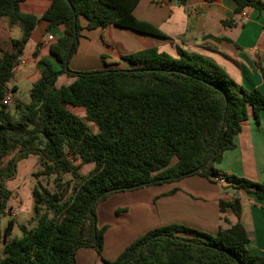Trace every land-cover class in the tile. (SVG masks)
<instances>
[{
  "label": "trees",
  "instance_id": "obj_1",
  "mask_svg": "<svg viewBox=\"0 0 264 264\" xmlns=\"http://www.w3.org/2000/svg\"><path fill=\"white\" fill-rule=\"evenodd\" d=\"M26 1L0 0V19L22 32L12 41V52H0V219L11 198L6 182L14 177L18 159L35 155L42 166L37 178L55 176V191L41 182L33 189L30 226H20L21 237L10 240L15 225L10 220L0 264H77L82 248L94 249L105 264H264L263 256L247 249L249 239L241 225L215 236L183 225L161 227L133 242L115 262L104 260L108 227H99L97 208L113 194L197 175L224 179L230 188L264 199V181L255 183L216 169L224 153L235 148V138L251 112L260 124L264 97L257 90L247 91L212 58L180 48L177 57L149 48L123 57L127 68L111 65L73 72L69 63L86 32L114 25L167 37L134 16L140 0H49L51 8L41 18L22 11ZM232 1L236 14L247 8L264 11L259 0ZM41 21L50 28H64L50 47L60 70L51 59L40 60L41 77L25 103L14 97L18 89L9 84ZM61 75L74 82L58 88ZM9 92L18 117L2 104ZM74 109L83 110L85 117ZM78 162L94 168L81 174ZM65 175L71 180L64 182ZM219 206L238 213L241 203L220 200Z\"/></svg>",
  "mask_w": 264,
  "mask_h": 264
},
{
  "label": "crops",
  "instance_id": "obj_2",
  "mask_svg": "<svg viewBox=\"0 0 264 264\" xmlns=\"http://www.w3.org/2000/svg\"><path fill=\"white\" fill-rule=\"evenodd\" d=\"M51 5L49 0H27L21 7L24 13L41 18ZM236 8L232 0L213 3L185 0L184 4L177 0H140L134 16L154 26L167 39L142 35L114 25L86 32L69 63L70 69L73 72L95 71L111 65L127 68L129 64L123 57L133 53L157 48L177 57V49L180 48L212 58L247 91L257 90L264 97V11L245 9L248 21L242 25L241 13L236 14ZM226 21H232V26L225 27L223 23ZM16 29L19 28L9 27L6 18L0 19V43L9 46L8 52L13 51ZM63 33V26L50 28L46 21L37 26L28 43L33 42L32 52L27 56L25 49L23 55L30 70L25 78L32 87L43 71L40 60L51 59L55 68L60 70V64L50 55V47ZM21 36L20 30L18 39ZM48 37H53V40L49 41ZM37 46L38 57L35 58ZM1 51L5 50L0 48ZM73 82L74 78L61 75L57 87L69 86ZM13 87L19 91L17 84L9 86L10 89ZM14 97L19 99L16 94ZM73 112L76 113L75 109ZM216 169L255 183L264 181V110L260 114L259 125L250 113L242 132L235 138V148L224 153ZM233 199L240 200L238 213L232 208L221 210L220 200ZM97 218L99 227H108L103 249V258L108 262H114L127 247L148 232L175 224L214 236L220 230L241 225L249 239L247 249L264 257V199L197 175L176 183L113 194L98 206ZM76 262L105 264L92 248L78 250Z\"/></svg>",
  "mask_w": 264,
  "mask_h": 264
},
{
  "label": "rangeland",
  "instance_id": "obj_3",
  "mask_svg": "<svg viewBox=\"0 0 264 264\" xmlns=\"http://www.w3.org/2000/svg\"><path fill=\"white\" fill-rule=\"evenodd\" d=\"M19 34L20 30L16 29L14 31V38L18 39ZM32 43L26 47L27 56H29V54L32 52ZM0 48L5 51H9V46L6 43H0ZM29 71L30 70H28L27 65L20 66L16 71L15 77L9 84L10 87L14 86L15 84L19 86V91H17L15 94L19 99L24 101L30 100V91L32 89V84L25 78ZM10 111L12 114H14L15 117H18V113L14 109V102L10 105ZM75 112L79 114V116L83 118L85 117V114L82 110H75ZM89 125L94 133L98 132L97 128L92 123H89ZM10 158H8L7 161ZM77 164H80V172L84 175H87L94 168L92 164L81 165L80 162H78ZM15 170L16 171L14 177L6 182V189L11 192V198L7 202L4 214L0 219V258L3 256L5 230L10 220H14L15 222L11 235H9L10 240H13L16 237H21L22 233L20 230V226H30L29 221L34 213L33 189L38 185L39 182H41L43 186L47 187L52 192L55 191V176H41L37 178L36 175L40 171H42V166L40 165L39 160L35 155L29 154L24 158L18 159ZM71 178L72 176L65 175L63 177V181H70ZM15 210H18L19 214L16 217H12V212Z\"/></svg>",
  "mask_w": 264,
  "mask_h": 264
},
{
  "label": "built area",
  "instance_id": "obj_4",
  "mask_svg": "<svg viewBox=\"0 0 264 264\" xmlns=\"http://www.w3.org/2000/svg\"><path fill=\"white\" fill-rule=\"evenodd\" d=\"M248 21V14L247 11L244 10L241 14H240V24L244 25L246 24ZM48 40L51 41L53 40V37H48ZM27 63V61L25 59H21L20 60V66L21 65H25ZM13 103V94L11 92L7 93V95L5 96V98L2 101V104L4 106H10ZM215 182L218 184H225V180L221 179V178H216ZM19 214L18 210H15L12 212V217H16Z\"/></svg>",
  "mask_w": 264,
  "mask_h": 264
},
{
  "label": "water",
  "instance_id": "obj_5",
  "mask_svg": "<svg viewBox=\"0 0 264 264\" xmlns=\"http://www.w3.org/2000/svg\"><path fill=\"white\" fill-rule=\"evenodd\" d=\"M71 53H72V50H71ZM220 134H221V133H220ZM219 136H220V135H219ZM218 140H219V138H218ZM218 140H217V142H218ZM206 164H207V163H205V165H206ZM205 165H204V166H205ZM204 166H203V167H204ZM223 185H224L225 187H228V186H230V184H229V183H225V184H223Z\"/></svg>",
  "mask_w": 264,
  "mask_h": 264
}]
</instances>
